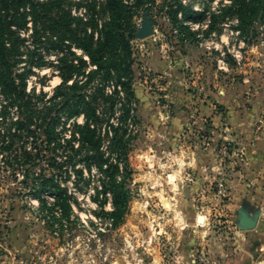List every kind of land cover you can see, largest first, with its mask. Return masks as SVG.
Masks as SVG:
<instances>
[{
	"label": "rangeland",
	"instance_id": "374dc122",
	"mask_svg": "<svg viewBox=\"0 0 264 264\" xmlns=\"http://www.w3.org/2000/svg\"><path fill=\"white\" fill-rule=\"evenodd\" d=\"M34 1L43 4L37 19L30 1L21 6L27 11L25 24L14 18L20 48L13 73L26 75L25 89L36 108L52 101L60 108L62 95L52 97L62 82L59 58L69 51L55 45L48 17L61 25L71 21L73 27H86L97 37L93 20L101 24L109 19L107 0H58L60 7L52 12H47L50 0ZM122 1L135 28V95L125 124L130 134L128 174L124 158L110 149L107 120L100 127L102 151L111 163H119L116 171L94 159L89 163L86 150L74 151L80 141L72 132L84 116L68 118L63 110L55 140L33 124L36 134L16 139L9 149L0 147V264H221L224 250L238 246V231L248 230L239 224L240 208L247 207L250 214L260 210L257 226L264 229L261 13L245 31L238 16L229 13L207 30L209 19H185L180 3L209 14L232 0ZM146 12L155 21L154 33L139 38L136 32ZM182 23L196 31L194 40L182 37ZM71 49L84 54L74 44ZM84 66L94 67L89 62ZM100 79L87 84L88 99ZM114 85L108 81L106 91L113 93ZM3 101L10 103L0 88V109ZM121 102L114 113L108 112L114 124L122 120ZM110 104L102 100L98 108L102 112ZM5 115L0 111L2 127L5 119L15 120L21 112L11 105ZM111 172L125 180L129 196L118 222L107 213L113 208L112 194L103 186ZM44 174L67 188L69 217L62 215L52 193L36 194ZM40 196L47 198L52 213ZM198 215H206V221L200 223Z\"/></svg>",
	"mask_w": 264,
	"mask_h": 264
},
{
	"label": "trees",
	"instance_id": "16d2710c",
	"mask_svg": "<svg viewBox=\"0 0 264 264\" xmlns=\"http://www.w3.org/2000/svg\"><path fill=\"white\" fill-rule=\"evenodd\" d=\"M29 1L33 6L34 10L32 11L37 19L40 15L39 6L43 5L41 2H35L34 0H0V88L10 101L9 104L3 101L0 111L6 116L9 106L16 105L21 112V116L15 120L6 122L5 119V127L1 126L3 121L0 118L1 149H9L16 139H22L27 134H36L37 131L32 127L33 124H36V127H42L43 133L50 141L55 140L58 137L56 124L60 119L59 111L63 110L68 118L79 115L84 116V122L75 123V130L72 132L73 138L80 141L79 148L75 145L72 146L74 151L86 150L89 153L87 155L89 163L91 159H94L101 167L104 165L113 166L116 171L119 163H111L109 157L105 158L102 151L103 134L101 124L104 120H107L108 128L105 129V133L109 137L110 149L118 157L124 158L123 166L126 167V172L125 170L124 172L127 175L130 134H128L125 124L131 113L135 95L132 87L134 69L131 45L135 28L129 21L130 15L127 14L125 4L122 0H107L106 8L109 11V19L101 24L93 20L94 29L98 32L97 37H95L94 31L88 32L86 27L78 29L72 26L71 21L61 25L59 19L52 16L48 17L52 24L50 26L51 31L56 36L55 45H64V48H67V51L71 54H63L59 58L62 82L56 86L52 97V100H56L59 95H62L63 105L56 108L58 102L52 101L44 108L38 109L32 100V94L25 89L26 75L21 73L16 76L13 73V66L16 62L14 58L20 48L18 37L14 35L16 34V30L13 28L14 18L18 19L16 22L20 25L25 24L27 11L21 10V6H26ZM48 4L50 9L47 12L50 10L52 12L54 8L60 7V1L58 0H50ZM180 8L185 19L202 21L208 18L209 29L207 30L214 28L218 18L225 16L227 13L238 16V26L242 31H245L258 13H261L260 18L264 21V0H232L231 4L225 5L219 12L211 11L209 14H206L205 10H195L182 3H180ZM180 27L183 30V38L195 39L196 31L190 25L182 23ZM72 44L82 48L84 54H77L75 50H72ZM87 62L94 67L85 68L84 65ZM78 76L84 78L83 82ZM96 77L101 78L100 82L90 94V99H88L85 88ZM72 78L75 79L70 83L69 80ZM110 80L115 83L113 93H108L105 89ZM121 92L124 94L123 96ZM44 95L45 92L39 95L38 98H42ZM121 97L124 99L121 100ZM102 100L111 104L108 107L109 109L107 108L108 110L101 112L98 105ZM117 101H122L123 113L122 120L118 124H114L110 121L108 115L114 113V105ZM54 108L56 114L52 112ZM66 139L68 142L71 141L70 138ZM79 172H82V170H79ZM40 185L41 188L36 190V194L40 195V192L45 191L52 193L55 198V205L60 207L62 215L69 217L72 205L71 195L67 188L62 186L54 176L45 174ZM103 186L104 192L109 191L112 194L113 208L107 213L112 216L115 222H118L124 217L128 209L129 196L125 180L123 178L119 180L115 172H111L108 182H104ZM40 197H42L43 207L46 209L48 207L52 213L47 198Z\"/></svg>",
	"mask_w": 264,
	"mask_h": 264
},
{
	"label": "crops",
	"instance_id": "0c3cea01",
	"mask_svg": "<svg viewBox=\"0 0 264 264\" xmlns=\"http://www.w3.org/2000/svg\"><path fill=\"white\" fill-rule=\"evenodd\" d=\"M238 235L241 236L238 246L235 251L224 250L221 264H264V229L257 226L254 229L239 230Z\"/></svg>",
	"mask_w": 264,
	"mask_h": 264
},
{
	"label": "water",
	"instance_id": "95a60500",
	"mask_svg": "<svg viewBox=\"0 0 264 264\" xmlns=\"http://www.w3.org/2000/svg\"><path fill=\"white\" fill-rule=\"evenodd\" d=\"M154 24L155 21L151 18L149 12H146L140 28L136 32V36H138L139 38H144L153 34ZM239 214L240 226L244 229H253L258 225L261 211L256 210L253 214H250L247 207H242L239 210Z\"/></svg>",
	"mask_w": 264,
	"mask_h": 264
},
{
	"label": "bare ground",
	"instance_id": "6f19581e",
	"mask_svg": "<svg viewBox=\"0 0 264 264\" xmlns=\"http://www.w3.org/2000/svg\"><path fill=\"white\" fill-rule=\"evenodd\" d=\"M200 217H198V221L200 222V223H204L205 221H206V217L205 216H203V215H199Z\"/></svg>",
	"mask_w": 264,
	"mask_h": 264
},
{
	"label": "built area",
	"instance_id": "2783aa9c",
	"mask_svg": "<svg viewBox=\"0 0 264 264\" xmlns=\"http://www.w3.org/2000/svg\"><path fill=\"white\" fill-rule=\"evenodd\" d=\"M204 258L203 257H201V260H203Z\"/></svg>",
	"mask_w": 264,
	"mask_h": 264
}]
</instances>
